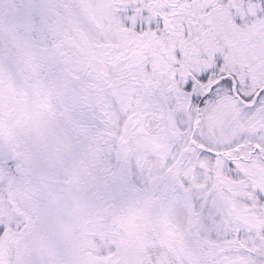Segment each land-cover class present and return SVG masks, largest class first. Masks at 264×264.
Returning a JSON list of instances; mask_svg holds the SVG:
<instances>
[{
	"label": "snow or ice",
	"instance_id": "obj_1",
	"mask_svg": "<svg viewBox=\"0 0 264 264\" xmlns=\"http://www.w3.org/2000/svg\"><path fill=\"white\" fill-rule=\"evenodd\" d=\"M0 264H264V0H0Z\"/></svg>",
	"mask_w": 264,
	"mask_h": 264
}]
</instances>
